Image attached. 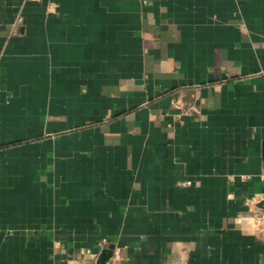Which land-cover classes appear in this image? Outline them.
I'll return each mask as SVG.
<instances>
[{
	"label": "crops",
	"instance_id": "0c3cea01",
	"mask_svg": "<svg viewBox=\"0 0 264 264\" xmlns=\"http://www.w3.org/2000/svg\"><path fill=\"white\" fill-rule=\"evenodd\" d=\"M263 155L264 0H0V264H264Z\"/></svg>",
	"mask_w": 264,
	"mask_h": 264
},
{
	"label": "built area",
	"instance_id": "2783aa9c",
	"mask_svg": "<svg viewBox=\"0 0 264 264\" xmlns=\"http://www.w3.org/2000/svg\"><path fill=\"white\" fill-rule=\"evenodd\" d=\"M176 104L179 107L181 106L179 102H176ZM260 178L264 180V168L260 173ZM252 200L254 205H257L258 203H262L263 205L257 206L256 209L252 210L247 228L251 231L264 233V192L257 193ZM110 264L115 263L114 261H111Z\"/></svg>",
	"mask_w": 264,
	"mask_h": 264
},
{
	"label": "water",
	"instance_id": "95a60500",
	"mask_svg": "<svg viewBox=\"0 0 264 264\" xmlns=\"http://www.w3.org/2000/svg\"><path fill=\"white\" fill-rule=\"evenodd\" d=\"M263 157H264V155H263ZM261 205H263V204H261ZM112 249H113L112 245L110 247L106 248L103 251V253L101 254L97 264H107V262L109 261V259L112 256Z\"/></svg>",
	"mask_w": 264,
	"mask_h": 264
}]
</instances>
